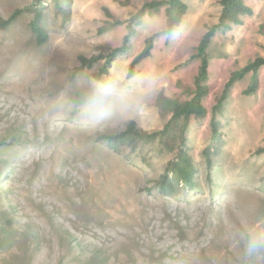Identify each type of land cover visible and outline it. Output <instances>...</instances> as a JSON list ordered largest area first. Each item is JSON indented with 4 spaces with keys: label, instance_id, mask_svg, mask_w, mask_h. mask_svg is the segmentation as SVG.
I'll use <instances>...</instances> for the list:
<instances>
[{
    "label": "rangeland",
    "instance_id": "374dc122",
    "mask_svg": "<svg viewBox=\"0 0 264 264\" xmlns=\"http://www.w3.org/2000/svg\"><path fill=\"white\" fill-rule=\"evenodd\" d=\"M123 1L73 0L71 20L62 27V14L49 0L43 20L49 38L42 45L29 11L0 26V264H264V253L245 254L241 238L264 230V152L255 153L264 145V65L253 92L245 93L247 73L231 85L221 111L214 109L230 73L264 56V0H246L253 15L217 30L208 45L207 115L191 116L186 130L195 186L174 196L152 184L174 155L181 119L169 135L119 150L95 136L117 132L130 119L161 129L174 105L193 95L199 59L192 55L206 25L218 20L220 2L184 0L180 41L150 30L166 20V4L147 7L130 47L107 74L94 76L103 60L75 72L80 54L119 45L127 32L123 23L97 33L105 6L124 20L151 0ZM30 2L0 0V19ZM150 35L152 53L135 73L157 69L158 92L127 109L113 103L106 117H95L98 85L127 73ZM214 114L222 135L209 181L203 149Z\"/></svg>",
    "mask_w": 264,
    "mask_h": 264
},
{
    "label": "trees",
    "instance_id": "16d2710c",
    "mask_svg": "<svg viewBox=\"0 0 264 264\" xmlns=\"http://www.w3.org/2000/svg\"><path fill=\"white\" fill-rule=\"evenodd\" d=\"M49 0H31V2L23 7L15 8L7 18L0 19L2 28L10 25L17 17L25 12L32 13L29 26L35 35V41L38 45L47 42L49 32L44 25V15L46 3ZM55 7L62 14V27H65L71 20L73 0H52ZM124 3L130 0L123 1ZM221 10L218 20L206 25V31L203 33L200 41L196 45V51L192 55L199 59L198 72L195 76V89L193 95L182 102L174 105L173 112L169 120L161 129L146 130L138 124L135 119H130L124 128L117 132H98L96 139L105 142L110 148L119 150L121 146H134L138 142H152L157 138L169 135L172 124L177 120H182L178 130V142L174 148V155L167 161L163 171L153 179V186L157 187L159 192L166 196H174L183 190H190L195 186V175L197 172L196 165L188 151L186 143V130L191 116L204 117L207 115V109L203 103L204 96L209 92L207 83L209 76V54L208 45L217 30H229L233 25L243 23L244 15H253L254 8L246 2V0H219ZM166 4L165 15L167 24L170 27H176L182 19V16L188 10V4L184 0H151L146 1L141 7H138L127 19L117 18L108 7H104L105 20L98 27L97 33L101 34L114 29L117 25L126 23L127 32L123 35L122 42L119 45H110L107 50H99L98 52L87 56L80 54L78 63L75 66V72L85 68H91L93 65L103 60V64L99 67L94 76L99 79L101 75L107 74L109 68L116 58L117 54L126 51L130 47L131 38L136 34V26L143 22L146 8H158L160 5ZM154 47V35H150L145 39V45L129 63L128 72L135 73V67L142 60L148 58ZM98 48H101L99 46ZM264 65V56H256L242 68L234 70L230 73L226 81L225 87L221 95L217 99L214 107L216 113L221 111L223 101L225 100L231 85L238 79L243 78L247 73H252L250 84L245 89V93L253 92L259 82L258 71ZM211 141L203 149L207 167V178L211 181V169L213 166V156L219 150L221 145V124L214 114L210 120ZM1 145V144H0ZM264 145L255 149V153H263ZM150 189V188H149Z\"/></svg>",
    "mask_w": 264,
    "mask_h": 264
},
{
    "label": "clouds",
    "instance_id": "9594fccd",
    "mask_svg": "<svg viewBox=\"0 0 264 264\" xmlns=\"http://www.w3.org/2000/svg\"><path fill=\"white\" fill-rule=\"evenodd\" d=\"M151 31L158 32L161 40L174 39L180 41L185 37V30L180 27H170L167 21L160 19L151 25ZM159 73L154 67H149L140 73H119L98 85L93 97V115L104 118L108 115L113 103H118L127 109L138 105L142 100L156 94L159 90ZM245 243V254L254 256L264 253V230H248L241 234Z\"/></svg>",
    "mask_w": 264,
    "mask_h": 264
},
{
    "label": "crops",
    "instance_id": "0c3cea01",
    "mask_svg": "<svg viewBox=\"0 0 264 264\" xmlns=\"http://www.w3.org/2000/svg\"><path fill=\"white\" fill-rule=\"evenodd\" d=\"M112 1H114V0H112ZM164 12V11H163Z\"/></svg>",
    "mask_w": 264,
    "mask_h": 264
}]
</instances>
